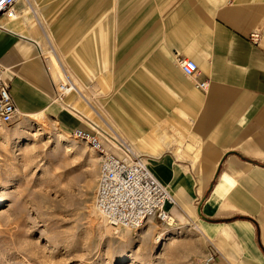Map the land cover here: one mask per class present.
Returning <instances> with one entry per match:
<instances>
[{"label": "crops", "instance_id": "1", "mask_svg": "<svg viewBox=\"0 0 264 264\" xmlns=\"http://www.w3.org/2000/svg\"><path fill=\"white\" fill-rule=\"evenodd\" d=\"M171 1L148 6L146 22L142 25L140 20L138 26L133 22L118 39L113 55L108 14L112 0H73L58 17L50 4L20 0L14 18H0V66L22 115L48 113L63 128H94L115 144L123 139L118 131L125 132L133 137V143L127 142L146 157L156 176L173 186L177 204L172 212L177 215L181 203L189 206L192 215L184 212L213 243L215 256L224 258L225 264H264V0ZM161 31L164 51L152 53L146 64L147 72H155L167 87L165 98L156 105L171 106L168 99H175L176 105L167 111L183 124L168 116L173 131L182 136L184 130H193L183 145L164 131L145 148L137 143L141 141L136 133L125 129L118 100L97 110L79 79L69 76L63 60L79 77L96 78L104 85L111 81V72L129 66L126 60L147 39L153 51L154 34ZM253 33L259 35L256 42ZM52 49L82 100L56 98L55 84L62 77L49 64ZM172 54L198 63L194 80L177 62L173 64ZM119 77L115 87L136 97L137 86L119 88ZM195 81L208 86L203 90ZM137 109L150 122L159 118L151 108ZM186 111L190 123L178 115ZM192 177L198 180L185 194L183 186H189ZM258 192L263 194H253Z\"/></svg>", "mask_w": 264, "mask_h": 264}, {"label": "rangeland", "instance_id": "2", "mask_svg": "<svg viewBox=\"0 0 264 264\" xmlns=\"http://www.w3.org/2000/svg\"><path fill=\"white\" fill-rule=\"evenodd\" d=\"M41 1L55 8L53 16L58 17L68 11L73 0ZM161 1L112 0V11L108 14L113 23L109 33L113 55L122 33L124 35L133 22L138 26L141 20L143 25L148 19L143 15L148 13L146 8ZM207 5L205 11L210 13ZM158 19L164 23L166 18ZM153 43V51L148 39L142 43L126 60L125 64L129 66L119 73L111 72V81L104 85L96 78L79 77L65 59L63 64L73 80L74 76L79 79L81 89L85 94L87 92L97 110L118 100L120 118L125 129L139 137L141 142L137 143L145 148L152 146L155 135L166 131L183 145L193 129L184 130L182 139L173 131V123L167 117L174 122L178 120L176 114L167 110L177 102L168 99L171 106L165 104L166 107L158 109L156 104L160 103L157 100L163 101L167 87L156 78L155 72H147L146 64L150 63L151 54L164 51L166 43L162 31L154 34ZM124 46L123 43L121 50ZM171 59L176 65L174 54ZM50 62L52 69L66 81L63 66L52 50ZM133 75L137 81L133 82ZM116 77L120 78L119 88L134 83L138 88L136 97L132 92H129L131 96L124 95V90L117 89L119 79ZM148 85L150 91L145 89ZM72 98L82 100L73 90L59 101ZM140 107L151 108L159 118L153 122L144 119L137 109ZM178 115L190 123L188 111ZM118 133L133 143V137L128 138L123 131ZM99 163V153L87 142L75 138L48 113L40 112L34 116L19 113L9 123L0 119V264H225L224 258L215 256L213 243L189 220L187 214L191 216V210L183 203L187 214L182 208L178 209L177 215L173 212L174 224L150 219L138 230L108 224L96 207ZM197 180L192 177L189 186H183L186 188L183 192L189 194L188 188H192ZM169 188L175 195L173 186L169 185Z\"/></svg>", "mask_w": 264, "mask_h": 264}, {"label": "built area", "instance_id": "3", "mask_svg": "<svg viewBox=\"0 0 264 264\" xmlns=\"http://www.w3.org/2000/svg\"><path fill=\"white\" fill-rule=\"evenodd\" d=\"M19 2L0 0V18H14L19 13ZM251 38L256 42L259 35L253 33ZM176 62L183 73L194 80L199 72L198 63L179 54ZM194 83L203 90L208 86L206 81ZM55 88L56 98L62 100L74 85L61 78ZM19 113L10 91V80L5 78L4 68L0 66V119L5 123L13 122ZM70 133L100 154L96 205L108 224L138 230L150 219L162 223L171 219V207L177 204L174 194L169 185L156 176L144 155L137 153L126 140L109 143L94 128L90 131L74 128Z\"/></svg>", "mask_w": 264, "mask_h": 264}, {"label": "bare ground", "instance_id": "4", "mask_svg": "<svg viewBox=\"0 0 264 264\" xmlns=\"http://www.w3.org/2000/svg\"><path fill=\"white\" fill-rule=\"evenodd\" d=\"M27 2L30 4V0H27ZM35 12V11H34ZM37 19H38V22L39 23H41V21H40V19L38 18V16H37ZM52 52H53V49H52ZM54 53V52H53ZM67 80H69V79H67ZM71 81V80H70ZM73 83V85H74V88H73V90L75 91L76 90V86H75V84H74V82H72ZM72 90V91H73ZM71 91H69L68 93H70ZM81 92V91H80ZM80 94V93H79ZM63 138V137H62ZM86 142V141H85ZM175 197V196H174ZM175 200H176V198H175ZM176 202H177V200H176ZM96 207H97V205H96ZM97 210L99 211V209L97 208ZM100 212V211H99ZM101 213V212H100ZM102 214V213H101ZM102 216H103V214H102ZM175 218L174 217H171V219L169 220V224H174L175 223ZM197 226V225H196ZM198 227V226H197ZM199 229V231H201L200 230V228H198Z\"/></svg>", "mask_w": 264, "mask_h": 264}]
</instances>
